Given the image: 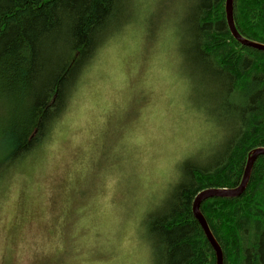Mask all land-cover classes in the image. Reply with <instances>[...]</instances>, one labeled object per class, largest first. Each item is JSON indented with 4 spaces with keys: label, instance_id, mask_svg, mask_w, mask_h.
Here are the masks:
<instances>
[{
    "label": "rangeland",
    "instance_id": "1",
    "mask_svg": "<svg viewBox=\"0 0 264 264\" xmlns=\"http://www.w3.org/2000/svg\"><path fill=\"white\" fill-rule=\"evenodd\" d=\"M195 1L126 0L43 145L0 180V264H154L146 217L231 132L184 58Z\"/></svg>",
    "mask_w": 264,
    "mask_h": 264
},
{
    "label": "trees",
    "instance_id": "2",
    "mask_svg": "<svg viewBox=\"0 0 264 264\" xmlns=\"http://www.w3.org/2000/svg\"><path fill=\"white\" fill-rule=\"evenodd\" d=\"M233 16L242 36L264 44V0H233ZM127 20L126 0H0V180L43 145L99 48ZM185 20L184 58L212 84V110L231 132L210 159L182 164L169 202L145 223L154 264H217L193 201L207 188L238 187L252 152L264 147V50L234 37L226 0H196ZM200 211L223 264H264V154L242 193L209 197Z\"/></svg>",
    "mask_w": 264,
    "mask_h": 264
},
{
    "label": "water",
    "instance_id": "3",
    "mask_svg": "<svg viewBox=\"0 0 264 264\" xmlns=\"http://www.w3.org/2000/svg\"><path fill=\"white\" fill-rule=\"evenodd\" d=\"M226 19L228 26L234 35V37L241 42L243 45L251 46L260 50H264V44L255 42L253 40H249L242 36L235 24L234 16H233V0H226ZM259 154H264V147L256 148L253 152L251 157L248 159L247 165L244 170L243 179L240 183V185L237 188H227V187H221V188H207L202 191H200L194 201H193V214L196 217V219L199 221L201 227L203 228L209 242L211 243L212 247L214 248L217 256V264H222V249L219 246L216 238L212 234L209 225L206 221V218L200 211V204L203 200L209 198V197H231L236 196L242 193L246 187V184L248 182L249 176H250V170L251 167L256 160L257 156Z\"/></svg>",
    "mask_w": 264,
    "mask_h": 264
},
{
    "label": "bare ground",
    "instance_id": "4",
    "mask_svg": "<svg viewBox=\"0 0 264 264\" xmlns=\"http://www.w3.org/2000/svg\"><path fill=\"white\" fill-rule=\"evenodd\" d=\"M237 188V187H236ZM207 221V220H206ZM208 223V222H207ZM209 225V224H208ZM210 228V227H209ZM211 230V229H210ZM212 232V231H211ZM213 234V233H212ZM220 246V245H219ZM222 257H223V253H222ZM222 264H223V259H222Z\"/></svg>",
    "mask_w": 264,
    "mask_h": 264
}]
</instances>
